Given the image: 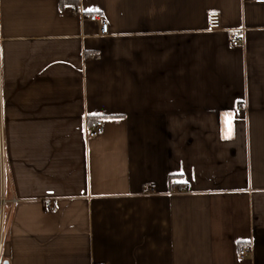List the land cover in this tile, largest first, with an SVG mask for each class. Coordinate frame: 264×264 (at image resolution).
Instances as JSON below:
<instances>
[{
  "label": "crops",
  "instance_id": "1",
  "mask_svg": "<svg viewBox=\"0 0 264 264\" xmlns=\"http://www.w3.org/2000/svg\"><path fill=\"white\" fill-rule=\"evenodd\" d=\"M0 93V264H264V4L0 0Z\"/></svg>",
  "mask_w": 264,
  "mask_h": 264
},
{
  "label": "built area",
  "instance_id": "2",
  "mask_svg": "<svg viewBox=\"0 0 264 264\" xmlns=\"http://www.w3.org/2000/svg\"><path fill=\"white\" fill-rule=\"evenodd\" d=\"M257 3L264 4V0H255ZM87 19L96 22L100 28L101 34H108L109 25L106 19L101 14L93 13L87 16ZM207 28L210 30H219L222 28L221 14L218 11H211L207 15ZM231 43L234 46H238L243 42V35L240 29H235L231 32ZM103 120H97L93 127L88 129L89 137H97L103 133ZM10 180V170L7 161V149L4 131L3 121V105L2 97L0 93V258L4 247L5 239L7 236L8 225L11 215V210H8L7 204H14L15 199H10L7 196ZM152 190L151 188L149 191ZM47 206L51 209L55 208L52 202H49ZM252 253L251 245H242L239 249V256L241 258L247 257Z\"/></svg>",
  "mask_w": 264,
  "mask_h": 264
},
{
  "label": "trees",
  "instance_id": "3",
  "mask_svg": "<svg viewBox=\"0 0 264 264\" xmlns=\"http://www.w3.org/2000/svg\"><path fill=\"white\" fill-rule=\"evenodd\" d=\"M61 2H69L74 6L76 10H78V0H61Z\"/></svg>",
  "mask_w": 264,
  "mask_h": 264
},
{
  "label": "water",
  "instance_id": "4",
  "mask_svg": "<svg viewBox=\"0 0 264 264\" xmlns=\"http://www.w3.org/2000/svg\"><path fill=\"white\" fill-rule=\"evenodd\" d=\"M3 264H8V262L7 261H4V263Z\"/></svg>",
  "mask_w": 264,
  "mask_h": 264
}]
</instances>
